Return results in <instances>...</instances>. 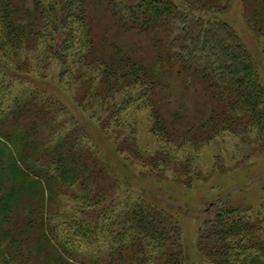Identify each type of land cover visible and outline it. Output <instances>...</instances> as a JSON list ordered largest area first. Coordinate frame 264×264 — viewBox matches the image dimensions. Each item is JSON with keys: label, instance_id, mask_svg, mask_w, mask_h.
I'll return each mask as SVG.
<instances>
[{"label": "trees", "instance_id": "1", "mask_svg": "<svg viewBox=\"0 0 264 264\" xmlns=\"http://www.w3.org/2000/svg\"><path fill=\"white\" fill-rule=\"evenodd\" d=\"M242 1L247 23L264 44V0ZM234 2L0 0L2 264L191 262L174 209L141 195L124 202L116 214L113 198L120 183L115 173L127 154L161 177L171 169L190 184L194 158H178L190 143L198 151L226 132L254 134L264 142V78L241 35L221 18ZM98 7L106 14L98 25L106 36L96 29ZM130 33L151 44L142 57ZM165 61L168 75L176 69L186 74L182 88L199 94L208 106L202 118L184 127L177 126L184 124L181 112L169 119L162 87L169 85L161 72ZM53 63L60 66L57 84L74 92L88 119L98 118L96 130L111 141L114 166L107 165L99 141L84 124L72 117L70 124L60 125L63 104L31 88L44 77L42 67L51 69ZM132 107L150 110L151 132L163 145L154 156L143 154L134 128L123 122ZM53 193V204L62 193L76 206L78 217L67 221L65 234L57 223L61 210L46 202ZM247 211L219 201L201 219L197 249L203 260L194 264H264V219Z\"/></svg>", "mask_w": 264, "mask_h": 264}, {"label": "rangeland", "instance_id": "2", "mask_svg": "<svg viewBox=\"0 0 264 264\" xmlns=\"http://www.w3.org/2000/svg\"><path fill=\"white\" fill-rule=\"evenodd\" d=\"M27 2L30 3L31 0H27ZM96 5L98 4L96 3ZM245 5V1L241 3V0H235L231 8L225 14L221 15V18L233 25L241 35L248 49L258 61L261 74L264 78L263 38L259 35L257 36L247 23L246 17L244 16ZM97 10L96 13H93L96 16V29L101 36H106L104 34V26L98 28L99 23L102 22L103 15L106 14L103 13V7H98ZM107 14L110 16L109 12ZM126 35H128L127 37H131L130 35L134 36L133 39L132 37L130 38V42L136 44L135 47L140 52L139 57H142L148 51L147 49L152 47L148 41L142 44L139 36L135 33ZM126 35H123V38ZM31 59L33 64H38L37 58L32 57ZM164 63L165 65L161 70L162 77L168 80L167 84L169 85L163 84L162 87L166 89V99L164 100L169 101L171 108L170 112L172 114L169 115V119L173 118L175 113L181 112L184 116V124L177 126L184 127L188 122L202 118L209 111L208 106L207 109L204 108L206 102L201 99L202 97L199 94L183 89L182 82H186V74H179L176 69L169 76L168 71L170 69L167 61ZM175 67L178 68L176 65ZM42 68L44 70L40 73L44 77L41 76L40 80L35 79V81H32L31 88H36L38 91H47L50 96L63 104L66 110L58 116L60 125L70 124L72 117L84 124L91 137L99 141L97 143L106 156L105 160L107 161V165L109 166L111 164L114 166L117 158L114 154L112 158L110 156L111 141L102 136H98V131L96 130L97 123H95L98 118L88 119L85 113L76 106L73 100L75 99L73 97L74 92L70 88H64L57 84L58 80H56V75L59 72L60 66L53 63L51 69L45 66ZM27 82L30 83L29 80ZM159 88L162 90L161 86ZM171 89L172 92L169 94ZM201 111L205 114L201 115ZM164 114L167 116L166 112ZM151 118L149 109L138 107L137 109L132 107L126 112V115L123 114L122 116L123 122L130 124L134 128L138 147L147 156H154L157 152H161L163 146L159 142L161 138L157 139L151 132ZM170 120H174V118ZM172 146L177 148L176 145ZM174 154L176 155L178 153L174 152ZM192 157L194 158L192 161V171L194 172L195 179L188 184L185 181L186 176L181 175V173L174 175L172 170L168 169L170 171L165 170L162 172L163 175L161 177L157 171L152 172L150 167L145 168L140 162H134L127 154L121 156L120 160L122 162L124 160V164L115 173L120 186L119 190H116L113 198V207H116V214L121 213L125 203L129 200H135L141 195L158 202L162 206L174 209L175 213L180 215L182 241L186 247L187 254L190 256L191 262L189 264L202 262L203 259L197 249L201 219L205 218L207 213L222 199L229 200L235 205L249 209L247 213L252 218L260 217L264 219L263 141H257L254 134L244 135L226 132L221 138H217L208 145L201 146L198 151H195L194 146L190 143L186 151L178 154L180 161H186ZM172 162L170 164L175 166L176 163L174 162L172 164ZM57 193H59V189H57ZM54 196L56 194L53 193L50 199H53ZM72 199V196L66 197L61 193V195H57L54 204V199L49 201L47 198L46 201L50 206L56 205L61 210L57 223H60L59 231L62 234H65L64 231L67 233V221L78 217L76 214V206ZM56 207H52L50 210H55ZM91 211H94V209ZM111 218H115V213L112 214ZM105 238L107 239V236ZM0 246L2 245L0 244ZM3 262L4 260L1 256L0 264Z\"/></svg>", "mask_w": 264, "mask_h": 264}]
</instances>
